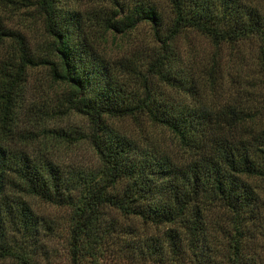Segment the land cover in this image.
<instances>
[{"label":"trees","instance_id":"trees-1","mask_svg":"<svg viewBox=\"0 0 264 264\" xmlns=\"http://www.w3.org/2000/svg\"><path fill=\"white\" fill-rule=\"evenodd\" d=\"M165 2L172 16L162 34L158 1L105 0L110 11H84L65 0H0L1 127L10 126L26 70L36 66L64 95L56 112L87 120L95 157L87 172L37 168L0 143V191L13 173L25 194L69 210L66 264H99L108 246L132 264H264V0ZM24 10L41 19L42 47L10 24ZM140 22L155 42L145 61L105 45L104 34ZM184 30L215 52L182 56L171 44ZM224 47L234 59L221 56ZM129 118L168 132V143L126 133L118 125ZM8 256L40 264L27 250H0Z\"/></svg>","mask_w":264,"mask_h":264},{"label":"rangeland","instance_id":"rangeland-1","mask_svg":"<svg viewBox=\"0 0 264 264\" xmlns=\"http://www.w3.org/2000/svg\"><path fill=\"white\" fill-rule=\"evenodd\" d=\"M65 1L84 11L105 4V0ZM121 1L125 5H131L138 0ZM150 1H158L163 10L161 32L164 34L172 13L165 0ZM105 8L106 11L111 9L110 4L106 3ZM10 24L13 28L19 29L29 43L35 47L43 46L45 35H43L42 22L33 11L17 12L10 18ZM103 37L105 45L116 55H132L133 59L139 58L141 61H145L150 47L155 45L150 27L145 22L138 23L126 34L112 36L106 33ZM171 46L182 56L187 52H192L208 58L215 52L213 46L205 38L189 30L179 33ZM249 46L245 43L241 47V51H244L247 58L251 47ZM123 49H130L128 55ZM229 52L231 58L234 59V51L232 52V49L227 47L221 50V56L226 58ZM1 56L2 51L0 50V58ZM151 82L154 83L152 88L155 87V80L151 79ZM63 96L61 89L47 76L44 67L28 68L25 82L15 99L10 126L6 124L3 129L0 125V138L2 139L0 143L6 146L16 159L27 156L37 168H44L48 162H52L61 171H69L71 176L78 170L87 172L94 168L95 157L85 138L88 129L87 120L73 112L66 114L56 112V107L62 103ZM118 126L126 133L141 135L162 143H168L170 137L168 132L152 128L146 121L138 125L129 118ZM62 133H68L70 138H63ZM8 178L9 182H3L0 191V250L23 249L31 252L40 264L48 262L66 264L65 238L67 237L69 210L25 194L20 190V179L13 173H9ZM21 213L25 215L26 220L33 221V229L24 226L22 221L24 217ZM116 220L123 225L129 222L139 231L138 233H145L141 230L143 225L137 220L121 219L119 216ZM144 230L150 234L154 232L151 226L145 227ZM258 253L263 261L264 250L261 249ZM100 257L99 264H132L131 261L116 256L111 246H108ZM0 264L16 263L8 256L1 257Z\"/></svg>","mask_w":264,"mask_h":264}]
</instances>
